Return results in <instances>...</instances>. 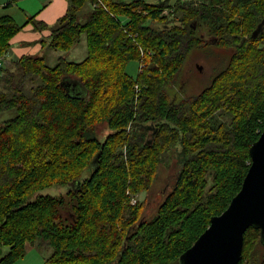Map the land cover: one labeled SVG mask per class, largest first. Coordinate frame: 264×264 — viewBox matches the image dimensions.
I'll return each mask as SVG.
<instances>
[{
	"label": "trees",
	"instance_id": "1",
	"mask_svg": "<svg viewBox=\"0 0 264 264\" xmlns=\"http://www.w3.org/2000/svg\"><path fill=\"white\" fill-rule=\"evenodd\" d=\"M263 18L264 0H69L53 26L35 21L52 28L57 50L85 33L87 54L2 67L0 264H15L28 243L51 248L44 264H181L241 189L264 129V29L252 36ZM23 27L0 17V56ZM212 49L224 53L209 83L174 99L190 55ZM171 151L173 186L146 217L132 197L152 191ZM53 184L67 191H42ZM261 245L260 228L249 227L239 264H264Z\"/></svg>",
	"mask_w": 264,
	"mask_h": 264
},
{
	"label": "rangeland",
	"instance_id": "2",
	"mask_svg": "<svg viewBox=\"0 0 264 264\" xmlns=\"http://www.w3.org/2000/svg\"><path fill=\"white\" fill-rule=\"evenodd\" d=\"M25 1L27 2L28 0H16L14 1L12 5L13 7L11 9H5V12L1 10L0 13L3 15L10 14L14 16V18L18 21L19 24L25 26L27 24V15H25L23 11V6H24L23 4H26ZM150 1H155V0H150ZM29 3L31 7L36 4L35 0H30ZM82 11H85V13H87L88 11H90V6L87 5L85 8H83ZM1 16L2 15H0V17ZM122 20L125 22L127 18L122 17ZM38 28L44 29L47 27L38 26L37 29ZM49 29L51 30L52 28L49 27ZM42 42H44V44L46 45L45 46L46 52L49 53V57L45 61L50 65H53L57 62L56 57L59 54H63V56L67 57L70 60H82L87 54L85 33L82 35L81 40L75 46L67 50H62V49L57 50L50 48L49 45L50 34L49 36L44 37ZM223 53L224 52L219 49H212L211 51L208 52H205L203 50L194 51L190 55L189 59L186 61V64H184V67L179 77L180 83L178 84V86H176V89L172 90L173 98L174 99L177 98L180 93L181 94L187 93V95L198 93L211 80L214 72L216 71L215 68L217 67L218 64L221 63L220 60L223 57L222 56ZM24 55H33V54H24ZM228 55L229 53L226 51V60ZM18 58L20 57L11 58L7 62V67L9 68L13 67V60ZM200 65L202 66L201 69H199ZM140 66L141 64L137 59H132L127 64V70L132 76L137 77ZM18 79L19 76L17 75L16 80ZM0 83L4 85L3 78L1 79ZM81 91H84V89L81 88ZM8 116H9L8 111L1 112L0 124ZM98 130H100L98 135L102 139L110 131V128L106 123H102L99 125ZM178 168H179L178 158L174 155L173 151H171V153L166 154L165 161L161 163V166L157 173L156 183L152 191H150L149 193L143 191L138 195L132 197V202L133 201L136 202L138 200L141 203H143L144 207L146 208L144 212L146 217H149L153 212H155L159 204V201L162 199L161 195H163L164 192L167 193L172 188ZM87 175L88 173L85 170H83L81 176L85 177ZM165 182H168L167 187L164 188V190L160 191V189L162 188L163 184H165ZM42 191L52 193L55 195H60L67 191V187L66 185H62V184H53L45 187ZM28 245H32V246H27L26 253L20 257L23 261L36 260L39 262L37 264H44L45 258L49 256L52 252L50 247H41L32 243H28ZM6 249L7 248H5V250ZM258 254L259 257L260 255L264 254V246L261 245L259 247Z\"/></svg>",
	"mask_w": 264,
	"mask_h": 264
},
{
	"label": "water",
	"instance_id": "3",
	"mask_svg": "<svg viewBox=\"0 0 264 264\" xmlns=\"http://www.w3.org/2000/svg\"><path fill=\"white\" fill-rule=\"evenodd\" d=\"M263 29L264 18L252 36L256 37ZM65 80L69 89L79 90L82 86L77 79L66 77ZM151 126L145 125L146 128ZM250 155L251 164L241 189L222 213L211 217L209 226L181 254V264H239L243 258L245 232L251 226L260 228L264 244V129L252 143Z\"/></svg>",
	"mask_w": 264,
	"mask_h": 264
},
{
	"label": "crops",
	"instance_id": "4",
	"mask_svg": "<svg viewBox=\"0 0 264 264\" xmlns=\"http://www.w3.org/2000/svg\"><path fill=\"white\" fill-rule=\"evenodd\" d=\"M10 1L11 0H0V11L3 10V12H5V9H11L13 7L12 5L14 1L16 0H12V2ZM29 2L30 0H28L26 4H23V11L25 15H27V20L31 15H35V19L27 22V24L12 37L11 47L9 51L3 55L5 67L11 58L21 57L24 54L41 55L45 57V60H47L49 53L46 52V45L44 42H42V40L51 33V30L48 26H53L58 21V19L64 15L67 12L69 5V0H35L36 4L32 7L30 6ZM0 15L3 14L0 13ZM35 21H42L48 26H45L47 28L44 29H37ZM60 55L63 54H59L56 59ZM27 246L32 245L27 244ZM3 251L5 250L2 249V252ZM37 263L39 262L36 260L23 261L21 258L15 262V264Z\"/></svg>",
	"mask_w": 264,
	"mask_h": 264
},
{
	"label": "built area",
	"instance_id": "5",
	"mask_svg": "<svg viewBox=\"0 0 264 264\" xmlns=\"http://www.w3.org/2000/svg\"><path fill=\"white\" fill-rule=\"evenodd\" d=\"M3 66H4V57L0 56V76L3 75V70H2ZM133 202H135V201H133Z\"/></svg>",
	"mask_w": 264,
	"mask_h": 264
}]
</instances>
